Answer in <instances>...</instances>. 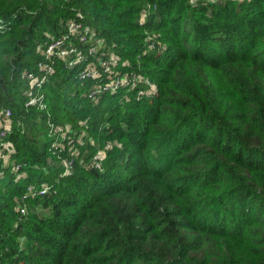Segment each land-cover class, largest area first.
<instances>
[{"label": "trees", "instance_id": "trees-1", "mask_svg": "<svg viewBox=\"0 0 264 264\" xmlns=\"http://www.w3.org/2000/svg\"><path fill=\"white\" fill-rule=\"evenodd\" d=\"M73 19L67 66L44 52ZM117 69L153 84L88 96ZM2 128L28 174L0 160V264H264V0H0Z\"/></svg>", "mask_w": 264, "mask_h": 264}, {"label": "rangeland", "instance_id": "rangeland-1", "mask_svg": "<svg viewBox=\"0 0 264 264\" xmlns=\"http://www.w3.org/2000/svg\"><path fill=\"white\" fill-rule=\"evenodd\" d=\"M87 33V39L85 41H82V33L80 31H78L77 34L73 33V32H70L69 29H67V31L65 32H62L61 33V36H64L65 39H66V45L68 44V42L71 41V38H73L75 42H81L83 44H88L89 41H91V31L86 27V29H84ZM60 37V36H59ZM91 38V39H90ZM71 46V45H70ZM73 48L75 50H77V54H80V55H83L85 56V52H83L84 50L83 49H80V47L76 46V45H73ZM85 49H87L89 52H91L93 49H96L97 46L96 45H87V46H84ZM91 54H93V52H91ZM66 59V58H64ZM99 67L101 66L102 67V63L100 61H98V64H97ZM92 71H97L95 69H90ZM120 69H117L114 74H111L109 75L110 77H112V81H115V80H118V78L120 77L119 76V73H120ZM47 72V71H45ZM79 72V76H80V73L82 72V69L78 70ZM125 76H127L128 78L125 79L122 83L123 85H120L118 86L117 88H115V90H112V91H116L122 87H127L128 85H132L133 87H136L137 84H141V83H148V85H152L153 83H151L147 78L145 79H142V78H139L138 76V73L135 72V70H131V71H125ZM97 76H94L92 77V79L96 78ZM45 78H43L44 80ZM83 79V78H81ZM83 80H89L88 79H83ZM101 80V78L99 79ZM139 81V82H137ZM105 84L104 81L100 82L98 84V86H101ZM96 86V84L92 85L90 88H89V92H88V96L89 97H94L92 96V93H93V90L94 88L98 87ZM151 88V87H150ZM45 95H42L40 98L43 99ZM8 134V131L4 128L0 129V160L2 161V164L3 165H6V169H3L4 171L6 170V174H11V173H16V175H14V177L12 178L14 181H17V180H22V179H25L27 177V172L23 169V167H21L23 164L21 162H19L18 164L15 163L16 161L15 160H11L7 157L8 155V150H7V146L5 143H3V139L7 136ZM61 137L63 138V136L61 135ZM82 137V136H81ZM80 137V138H81ZM82 139V138H81ZM93 140V139H92ZM94 142V141H93ZM98 144H102V142H98ZM58 145V144H57ZM106 147L111 149L113 147V143L112 142H109L107 143L106 142ZM102 149V148H101ZM76 154H77V151H75ZM106 156V151L104 150H101L99 152H97V154L92 158V160L95 162V165L97 167H101V164L105 161V157ZM103 161V162H102ZM65 168H66V165L64 164ZM73 169H69L68 172H72ZM3 171V172H4ZM2 173V172H1ZM0 173V174H1ZM50 189V185L49 184H43L42 186H37V184L35 182H31L29 183L27 186H26V189L25 191L19 196V197H15V202L16 204L18 205V209L20 211V214L22 215H25L28 213V208L30 211H35L37 213H40V214H45L47 213L49 210L48 209H43V205L42 203L38 204V205H33L31 203V206L29 207L28 204H29V201L31 200V197L33 196H38V197H41L43 196V193H45L46 191H48Z\"/></svg>", "mask_w": 264, "mask_h": 264}, {"label": "built area", "instance_id": "built-area-1", "mask_svg": "<svg viewBox=\"0 0 264 264\" xmlns=\"http://www.w3.org/2000/svg\"><path fill=\"white\" fill-rule=\"evenodd\" d=\"M194 1H197V2H199V1L223 2V1H227V0H194ZM67 27L70 30V32H73L75 34H77L78 31H80L82 33V41H85L87 39V33L84 30V29H86V27L81 22H79L78 20H76V19L71 20L68 23ZM95 50L96 49H93L91 52H95ZM44 54L48 59H51L50 57H52L53 54H56L57 56L66 58L67 66H72L73 64H76L85 58L83 55L77 54V50H75L73 48V45H71V46L66 45V39L64 36L57 37L54 40H52L51 42H49L46 49H45ZM100 62L102 63V68H103L104 72H110L111 71L112 66H113L112 65L113 61L111 59H101ZM38 66L42 67L41 69L47 71V73L52 72L54 70V61L50 60L47 63L39 62ZM94 76H98L97 71H92L89 68H83L82 72L80 73V77L83 79H88V78L92 79V77H94ZM119 76L120 77L118 78V80L112 81V79H111V80L105 82V84H103L101 86H98V84L100 82H102L103 80L102 79L99 80V82L96 84V86H98V87L94 88L92 96L95 97L101 93L111 91V90H115V88H117L118 86L123 85L122 82L125 79H127L128 77L125 76V74H121V73H119ZM29 78L34 79V74L29 73ZM42 81H43V79H42ZM39 85H40V83H39ZM128 86H130L131 88L133 87L132 85H128ZM41 96L42 95H40V96L37 95L36 97L29 99L27 101V103H34L35 101H38L41 104V102H43V99L40 98ZM10 114H11L10 111L7 110L5 115L2 117V119H6L7 117L10 116ZM72 163H73V160H71L69 162L65 161V165H66L65 172L66 173L69 171V169H73ZM45 193H43V194H45Z\"/></svg>", "mask_w": 264, "mask_h": 264}]
</instances>
